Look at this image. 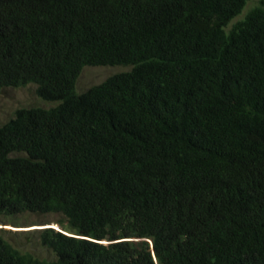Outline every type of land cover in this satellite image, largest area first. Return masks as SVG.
Here are the masks:
<instances>
[{
  "label": "trees",
  "instance_id": "obj_1",
  "mask_svg": "<svg viewBox=\"0 0 264 264\" xmlns=\"http://www.w3.org/2000/svg\"><path fill=\"white\" fill-rule=\"evenodd\" d=\"M0 0V264H264V0ZM231 25L228 27V25ZM228 27V28H227ZM86 66H128L77 93ZM67 228V230L65 229Z\"/></svg>",
  "mask_w": 264,
  "mask_h": 264
},
{
  "label": "rangeland",
  "instance_id": "obj_2",
  "mask_svg": "<svg viewBox=\"0 0 264 264\" xmlns=\"http://www.w3.org/2000/svg\"><path fill=\"white\" fill-rule=\"evenodd\" d=\"M257 3L258 0L247 2L241 14L234 18L231 23L242 18L243 15L246 14L250 8L257 5ZM128 69V66H86L79 73L75 83V91L81 93L92 86L98 85L107 77L127 71ZM57 104L58 102H48L39 99L35 95V86L33 84H28L21 88H3L0 92V125L6 123L12 118L15 110L18 108H50ZM62 219L63 216L60 213H22L14 216L0 215V227H2V229L9 228L4 229L5 231L10 232L6 233L5 237L20 251L29 252L39 258L52 259L53 254L47 248L40 245L37 239H34L33 237L30 238L24 233L48 226L59 229L57 222ZM65 229L67 230V228Z\"/></svg>",
  "mask_w": 264,
  "mask_h": 264
},
{
  "label": "water",
  "instance_id": "obj_3",
  "mask_svg": "<svg viewBox=\"0 0 264 264\" xmlns=\"http://www.w3.org/2000/svg\"><path fill=\"white\" fill-rule=\"evenodd\" d=\"M49 228H53V229H55V230H57V231H59L58 229H56V228H54V227H51V226H48ZM48 227H44V228H48ZM2 227H0V229H1ZM4 229H9V228H4ZM40 229H42V228H40ZM11 230V229H10Z\"/></svg>",
  "mask_w": 264,
  "mask_h": 264
}]
</instances>
